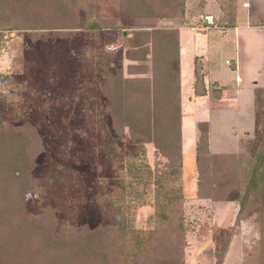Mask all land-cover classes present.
I'll return each mask as SVG.
<instances>
[{
    "label": "rangeland",
    "instance_id": "374dc122",
    "mask_svg": "<svg viewBox=\"0 0 264 264\" xmlns=\"http://www.w3.org/2000/svg\"><path fill=\"white\" fill-rule=\"evenodd\" d=\"M80 3L65 6L69 21L47 16L35 0H0V129L28 136L36 147L23 214H48L54 231L100 228L109 264H152L139 260L145 253L176 264H264V149L254 145L255 111L259 129L264 117L259 52L249 57L239 47L238 105L228 98L229 109H195L193 117L207 121L209 145L207 152L199 147L196 166L186 111L183 157L180 118L179 154L175 147L166 154L141 133L144 124L152 130L165 123L155 111L165 106L170 68L159 36L137 46L136 32L171 30L172 19L181 24L180 5L173 16L134 18L121 14L119 0H86L89 11ZM112 79L127 98L129 119L110 111ZM252 81L260 102L253 110ZM178 110L180 117L179 103ZM153 111L157 116L146 119Z\"/></svg>",
    "mask_w": 264,
    "mask_h": 264
},
{
    "label": "trees",
    "instance_id": "16d2710c",
    "mask_svg": "<svg viewBox=\"0 0 264 264\" xmlns=\"http://www.w3.org/2000/svg\"><path fill=\"white\" fill-rule=\"evenodd\" d=\"M89 1V0H87ZM161 5H157L155 0H119V10L121 14H127L134 18H154L169 17L175 15L177 5L179 6L178 16L183 17L184 0H159ZM221 9V24L230 26L234 15L235 0H216ZM86 0H35L36 8L43 6V11L47 16L67 17L72 21L70 10L66 5L78 8ZM80 3V4H79ZM38 5V6H37ZM87 10L90 4H85ZM83 6V5H82ZM227 6V7H226ZM22 7V6H21ZM229 8L230 10H227ZM166 9V12L164 11ZM168 12V13H167ZM68 13H70L68 15ZM89 13V12H88ZM67 15V16H64ZM138 38H141L139 45L149 43L148 37L151 36L152 43L159 36L161 41L162 61L165 62L166 89L165 106H157L156 113L164 114L165 123L159 129L150 130L148 124H144L142 136L146 137V142H153L156 148L163 150L167 154L168 149L175 147L176 153L180 152L179 138V110H178V64H177V35L176 30H151V32L138 31ZM146 47V46H145ZM146 54L147 49L142 50ZM263 58H264V35H263ZM168 65V67H167ZM193 73L195 77L194 90L199 94L202 91V80L198 64L195 62ZM169 74V75H168ZM198 79V80H197ZM114 80V79H112ZM111 80V81H112ZM110 84L114 86V92L111 93L110 111L120 119H129L127 107L124 106L126 96L117 80ZM169 84V86H168ZM172 87V88H171ZM259 105V98L253 99V105ZM173 107H171V105ZM154 111L146 112L145 117L149 119ZM150 114V115H149ZM260 113L255 111L256 139L255 148L264 149V117L259 127ZM133 119V118H132ZM204 123H197L200 134L195 144V165H198L199 147L207 152V137L204 131ZM5 129V128H4ZM161 129V130H160ZM0 129V264H109L112 262L107 254L109 248L106 243L105 233L100 228L89 230L81 227L77 231L68 230L66 227L60 230H53L51 217L44 213L39 217L29 218L23 214L22 195L28 187V172L31 167L29 153L35 151V143L29 140L28 136L13 133L9 129ZM8 130V131H7ZM151 136V137H150ZM151 138L153 139L151 141ZM164 140L162 142V139ZM161 139V140H160ZM175 145V146H174ZM264 160V152L262 153ZM214 155V154H212ZM260 175V184L262 191V206H264V161ZM254 190L256 182L251 183ZM252 190V191H253ZM153 255L145 253L141 260L149 261L152 264H176V261L167 260L162 253Z\"/></svg>",
    "mask_w": 264,
    "mask_h": 264
},
{
    "label": "crops",
    "instance_id": "0c3cea01",
    "mask_svg": "<svg viewBox=\"0 0 264 264\" xmlns=\"http://www.w3.org/2000/svg\"><path fill=\"white\" fill-rule=\"evenodd\" d=\"M221 15V9L216 0H184L183 22L179 20L181 24H177V21L172 19L174 24L172 29L176 30L177 35V83L178 103L182 112L180 115L182 157L185 155L183 152L185 141L182 132L184 111L187 116H190L187 128L190 131L193 128L195 131L187 146L192 150L193 159L198 136L197 123H207L206 119L200 121L193 117L195 109L203 111V108L207 109L212 105L217 109L221 107L229 109L231 106L228 101L224 102L228 98L234 100L235 106L238 105L240 92L244 89V87L237 86L241 79L235 81V78L238 77L237 71L241 66L239 53L245 51L250 57L252 49L256 53L259 52L262 62L257 68V72L262 73L264 0H235L233 21L230 26L221 24ZM239 47H242L240 52ZM195 62L199 66L202 80V91L199 94L194 90L193 68ZM222 65L225 67L224 69ZM232 75L234 77L232 82L226 79H231ZM250 79L254 78L251 76ZM257 83L258 81L250 83L252 86L250 89L252 110L254 88ZM207 146L209 149L208 139Z\"/></svg>",
    "mask_w": 264,
    "mask_h": 264
},
{
    "label": "built area",
    "instance_id": "2783aa9c",
    "mask_svg": "<svg viewBox=\"0 0 264 264\" xmlns=\"http://www.w3.org/2000/svg\"><path fill=\"white\" fill-rule=\"evenodd\" d=\"M238 80H239V78H238V77H236V78H235V81H238Z\"/></svg>",
    "mask_w": 264,
    "mask_h": 264
}]
</instances>
